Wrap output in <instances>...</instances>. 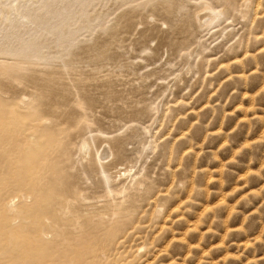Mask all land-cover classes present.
I'll return each instance as SVG.
<instances>
[{
    "label": "rangeland",
    "instance_id": "obj_1",
    "mask_svg": "<svg viewBox=\"0 0 264 264\" xmlns=\"http://www.w3.org/2000/svg\"><path fill=\"white\" fill-rule=\"evenodd\" d=\"M0 264H264V0H0Z\"/></svg>",
    "mask_w": 264,
    "mask_h": 264
},
{
    "label": "bare ground",
    "instance_id": "obj_2",
    "mask_svg": "<svg viewBox=\"0 0 264 264\" xmlns=\"http://www.w3.org/2000/svg\"><path fill=\"white\" fill-rule=\"evenodd\" d=\"M219 14V13H218ZM221 14V13H220ZM214 18H216V16H213L212 18H211V21L214 19ZM30 138H31V136H30ZM33 138V137H32ZM40 138V137H39ZM31 140V139H30ZM29 140V141H30ZM34 141V140H33ZM41 142V141H40ZM36 144V143H35ZM40 145V144H39ZM35 147V146H34ZM82 148H83V150H87V144L86 143H83V145H82ZM36 149V148H35ZM112 148H111V146L107 143V144H105V146H103L102 148H101V151L100 152H96L97 154L95 155V159H94V162L96 163V164H101L104 160H107L110 156H113V152H112ZM28 156V155H27ZM131 170V169H130ZM128 173H131V171L130 172H128ZM102 174H104V173H102ZM125 174V172H123V175ZM119 176H121V174H118ZM128 176V175H127ZM107 177V176H106ZM120 178V177H119ZM104 179V178H103ZM143 179V181L142 182H145V180H144V178H141V180ZM105 181V180H104ZM108 182V181H107ZM138 186V185H137ZM136 186V187H137ZM135 187V186H134ZM110 189V188H109ZM137 191V190H136ZM108 193V192H107ZM111 194V193H110ZM114 195V194H113ZM121 195V194H120ZM133 196V195H132ZM128 197H131V195L130 196H128ZM111 198V197H110ZM116 198H117V196H116ZM121 198V197H120ZM117 200V199H116ZM133 200V199H132ZM131 200V201H132ZM120 202V201H119ZM125 202V201H124ZM109 203V202H108ZM120 205V204H119ZM119 205H117V206H119ZM133 205H134V203H133ZM45 206V205H44ZM127 206H129V205H127ZM116 207V206H115ZM10 209V208H9ZM116 209V208H115ZM10 212V211H9ZM63 212V211H62ZM105 212H107V211H105ZM12 213V212H11ZM64 213V212H63ZM104 214V213H103ZM107 215L108 214H106V217H107ZM112 216V215H111ZM125 216V215H124ZM117 217V216H116ZM57 218V217H56ZM102 220H103V218H102ZM121 221V220H120ZM56 222V221H55ZM102 223V222H101ZM104 223V222H103ZM97 225V224H96ZM98 226V225H97ZM56 227V226H55ZM100 227V226H99ZM51 229V228H50ZM98 229V228H97ZM82 232H83V230H82ZM84 234V233H83ZM89 234V233H88ZM84 236V235H83ZM86 237V236H85ZM82 238V237H81ZM78 240V239H77ZM79 247V246H78Z\"/></svg>",
    "mask_w": 264,
    "mask_h": 264
}]
</instances>
